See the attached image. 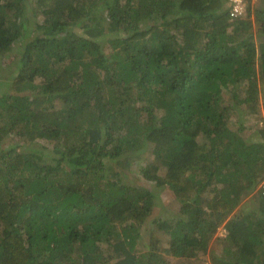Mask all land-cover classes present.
<instances>
[{"label": "trees", "instance_id": "trees-1", "mask_svg": "<svg viewBox=\"0 0 264 264\" xmlns=\"http://www.w3.org/2000/svg\"><path fill=\"white\" fill-rule=\"evenodd\" d=\"M3 84L0 264H264V0H0Z\"/></svg>", "mask_w": 264, "mask_h": 264}, {"label": "rangeland", "instance_id": "rangeland-1", "mask_svg": "<svg viewBox=\"0 0 264 264\" xmlns=\"http://www.w3.org/2000/svg\"><path fill=\"white\" fill-rule=\"evenodd\" d=\"M31 12V10H29ZM37 18H39V15H37ZM40 20V18H39ZM8 55L3 56L2 62H7ZM9 74V72H8ZM7 74V75H8ZM6 90L5 84L0 85V93L4 92ZM227 97V95H226ZM260 105V115L258 116H253V118L248 117L249 119L246 120L243 118V124L245 129L243 130L242 134L245 137H251L252 135V130L256 127H261L264 124V104H263V99L260 97L259 101ZM256 122V123H254ZM237 124V123H236ZM255 124V125H254ZM230 126H236L234 123H230ZM138 159V160H137ZM134 162L131 164V170H129V173H131V176L135 175L138 177V179L141 181L139 184H143L146 187H152L153 183H148L145 182L146 180L140 179L138 176L137 172L139 167L144 163V162H150L151 158L149 154L143 153L139 158H137ZM158 203H157V208H155V214H163L165 210L170 211L171 213L177 212L178 204L174 197L165 189H162L159 193L158 197ZM164 206V209L162 210V207ZM244 207L243 205H240V207ZM154 232L156 236H160L163 232L154 223L147 222L145 228H143V234H144V239L145 241H142L143 243L146 244L149 234L151 232ZM225 234V229L221 226L218 228L217 232L215 233L213 239L210 242L209 248H214L218 249L219 245L218 242L215 240V237H222ZM165 245V242L162 243V246ZM209 255L208 253L204 255V258H202V262H198L197 259H194L192 261H188L187 259L181 260L177 262V264H210L209 262ZM190 262V263H189Z\"/></svg>", "mask_w": 264, "mask_h": 264}, {"label": "built area", "instance_id": "built-area-1", "mask_svg": "<svg viewBox=\"0 0 264 264\" xmlns=\"http://www.w3.org/2000/svg\"><path fill=\"white\" fill-rule=\"evenodd\" d=\"M228 4V12L230 18L235 19L241 16L245 10L249 0H225ZM253 2L254 0H250ZM262 190H264V180L261 182L259 186Z\"/></svg>", "mask_w": 264, "mask_h": 264}]
</instances>
